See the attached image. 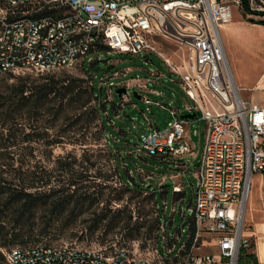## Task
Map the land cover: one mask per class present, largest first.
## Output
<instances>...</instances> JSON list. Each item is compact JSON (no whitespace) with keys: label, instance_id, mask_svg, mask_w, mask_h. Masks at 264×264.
<instances>
[{"label":"built area","instance_id":"1","mask_svg":"<svg viewBox=\"0 0 264 264\" xmlns=\"http://www.w3.org/2000/svg\"><path fill=\"white\" fill-rule=\"evenodd\" d=\"M245 2L251 16L264 17V0ZM233 6L243 9V0H0V76L70 69L102 44L120 53L157 54L177 77L193 103L171 108V127L144 133L131 154L170 160L181 176L196 156L191 122L181 116L199 111L206 122L189 210L195 243L206 232L217 253L198 255L193 244L182 264H243L252 248L245 216L253 176L264 173V106L242 97L229 66L220 28L232 19ZM158 40L173 47L177 62L158 48ZM149 73L166 78L157 70ZM126 74L105 79L112 94L127 88L124 102L133 88L111 78ZM149 83L143 81L140 90ZM254 89L264 92V72ZM174 191L183 193V186ZM4 255L7 264H152L125 248L106 252L69 244L18 247Z\"/></svg>","mask_w":264,"mask_h":264},{"label":"rangeland","instance_id":"2","mask_svg":"<svg viewBox=\"0 0 264 264\" xmlns=\"http://www.w3.org/2000/svg\"><path fill=\"white\" fill-rule=\"evenodd\" d=\"M250 19L243 9L233 6V16L229 21L233 22L229 27L222 26L220 33L242 97L259 104L264 103V92L253 86L264 72V27L243 24L242 21ZM157 46L177 62V55H170L173 50L171 45L158 40ZM156 70L164 73L166 78L157 80L149 73ZM115 72L127 73L111 80L133 88L129 90L128 101L124 102V95L119 96L116 88L112 94L110 80H105ZM20 75L95 78L96 90L100 92V87H103L101 99L107 131L101 135L97 146L92 144L95 140L89 131L86 144L61 145L51 153H35V158L28 162L33 165L30 171L51 172L49 187L53 188L55 197H62L63 194L74 197L57 210L41 207L32 217L30 226L35 232L45 229L47 236L35 237L25 244L16 243L6 249L42 244H69L106 252L125 248L152 264H182L189 253H185L190 236L188 227L193 221L189 207L194 206L192 185L197 183L198 158L189 159L192 164L178 181L184 187V193L176 194L173 180L167 179L166 188L159 184L163 183L164 175L171 173L165 163L153 157L131 154L132 147L144 133L171 127L174 120L171 108L182 110L185 104L193 103L177 77L170 74L163 59L157 54L120 53L105 46L87 55L85 63L80 62L70 69ZM17 76L2 75L0 82H15ZM147 79L150 80L148 89L140 90L139 86ZM135 90H138L141 99L135 97ZM148 98L151 104L146 103ZM166 104H170V108ZM189 121L190 137L200 158L205 143L206 122L201 120L199 111L196 118ZM195 130L199 134H195ZM79 135L82 137L83 132L80 131ZM118 138L120 142H116ZM98 147L113 150L121 175L126 182H130V186L121 179L114 157H107L97 150ZM67 156L70 157L68 161L61 160ZM70 182L75 184L69 185ZM250 195V200L264 205V173L254 174ZM78 198L82 200L76 203ZM166 221L167 227H164ZM200 235L198 242L195 243L194 239L193 244L197 247L194 252L198 255L216 254L213 237L206 232Z\"/></svg>","mask_w":264,"mask_h":264},{"label":"trees","instance_id":"3","mask_svg":"<svg viewBox=\"0 0 264 264\" xmlns=\"http://www.w3.org/2000/svg\"><path fill=\"white\" fill-rule=\"evenodd\" d=\"M243 9L248 13L245 0ZM249 21L264 24L263 21ZM97 48L102 50L105 46L99 44ZM102 93L103 87H100V92L96 90L95 78L74 75H18L15 82H0V264H7L4 251L18 248L7 247L47 236L45 229L35 232L30 226L32 217L41 207L57 210L73 199L74 196L69 194L55 197L53 188L49 187L51 172L30 171L33 165L28 162L35 158L36 152L51 153L57 146L86 144L89 131L95 140L92 144L97 146L101 135L107 131ZM80 131L83 132L82 137ZM97 150L107 157H114L121 179L130 186V182L121 175L113 150L110 147H98ZM69 158L61 160L68 161ZM72 184L75 183H69ZM80 200L82 198L75 199L76 203ZM188 231L190 236L185 253L190 252L194 243V219ZM242 263L256 264L254 255L247 253Z\"/></svg>","mask_w":264,"mask_h":264},{"label":"crops","instance_id":"4","mask_svg":"<svg viewBox=\"0 0 264 264\" xmlns=\"http://www.w3.org/2000/svg\"><path fill=\"white\" fill-rule=\"evenodd\" d=\"M237 8L238 9H242V8H239V7H237ZM244 12L248 16H250L252 18L250 20H254L256 22H259V21H263L264 22V17H253L249 13H247L245 10H244ZM247 21H242V22H243L244 25H249V26H253V27L254 26H256V27H264V24L252 23L249 20H247ZM232 22L224 23V24L221 25V27L222 26H228ZM262 74H263V72H262ZM261 75H260V77H261ZM260 77L258 78V80L256 81V83H255V85L253 87L256 86V84L259 81ZM256 103H258V102H256ZM259 104H262L264 106L263 101L259 102ZM165 106H167V104ZM184 114H187V113H184ZM189 135H190V133H189ZM195 150H196V146H195ZM196 157L198 158V160H197V163H198L200 158L198 157L197 150H196L195 158ZM160 161L165 163L167 168H169L170 172H171L169 174V176H165L164 175L162 177L163 183L160 182L159 183L160 186H164L166 188L167 187V185H166L167 179L173 180L175 182V185H180V184H178L180 176H177V175H178V172L182 171V169L176 168L175 165L172 164L170 160H168V161L160 160ZM180 186H182V185H180ZM183 190H184V187H183ZM245 226H246L245 234L248 235L251 238V243H252V248H251L250 252L254 255L256 264H264V205L260 204L259 202H255L252 199L250 200V197H249V202H248L246 216H245Z\"/></svg>","mask_w":264,"mask_h":264},{"label":"water","instance_id":"5","mask_svg":"<svg viewBox=\"0 0 264 264\" xmlns=\"http://www.w3.org/2000/svg\"><path fill=\"white\" fill-rule=\"evenodd\" d=\"M115 92L119 95L122 96L123 94H125L127 92V88L126 87H118L116 88ZM134 95L135 97H137L138 99H141L142 96L138 94L137 91H134ZM197 116L196 112L193 113H187L181 116L182 119H189V120H193L195 119Z\"/></svg>","mask_w":264,"mask_h":264},{"label":"bare ground","instance_id":"6","mask_svg":"<svg viewBox=\"0 0 264 264\" xmlns=\"http://www.w3.org/2000/svg\"><path fill=\"white\" fill-rule=\"evenodd\" d=\"M251 196V195H250Z\"/></svg>","mask_w":264,"mask_h":264}]
</instances>
